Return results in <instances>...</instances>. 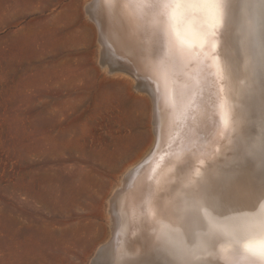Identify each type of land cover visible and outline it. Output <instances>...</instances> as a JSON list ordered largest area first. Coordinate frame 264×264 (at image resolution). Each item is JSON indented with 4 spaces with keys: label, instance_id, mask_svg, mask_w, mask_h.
Returning <instances> with one entry per match:
<instances>
[{
    "label": "bare ground",
    "instance_id": "1",
    "mask_svg": "<svg viewBox=\"0 0 264 264\" xmlns=\"http://www.w3.org/2000/svg\"><path fill=\"white\" fill-rule=\"evenodd\" d=\"M130 2L85 6L101 68L148 96L153 133L109 199V240L90 264H264V0H224L215 56L173 46L158 19L145 31ZM201 7L174 5L186 44Z\"/></svg>",
    "mask_w": 264,
    "mask_h": 264
},
{
    "label": "rangeland",
    "instance_id": "2",
    "mask_svg": "<svg viewBox=\"0 0 264 264\" xmlns=\"http://www.w3.org/2000/svg\"><path fill=\"white\" fill-rule=\"evenodd\" d=\"M88 1L0 0V264H90L152 145L149 98L101 68Z\"/></svg>",
    "mask_w": 264,
    "mask_h": 264
},
{
    "label": "snow or ice",
    "instance_id": "3",
    "mask_svg": "<svg viewBox=\"0 0 264 264\" xmlns=\"http://www.w3.org/2000/svg\"><path fill=\"white\" fill-rule=\"evenodd\" d=\"M187 2V0H132L128 7L133 10V19L145 31L149 27L156 28L155 21L158 19L162 23L159 25L160 30L166 34L170 44L181 48L199 47L201 50L210 49L211 54L215 56L216 39L220 23L224 21V9L226 7L224 0H194V2L203 5L199 14L203 16L204 23L201 24L199 31L191 38V44L179 39L178 23L174 5ZM261 69L264 70V46H262V63ZM252 251L251 249H249ZM264 257V249L258 253Z\"/></svg>",
    "mask_w": 264,
    "mask_h": 264
}]
</instances>
